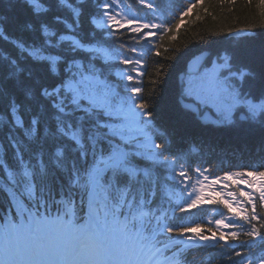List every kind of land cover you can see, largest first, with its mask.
I'll return each instance as SVG.
<instances>
[{"label": "snow or ice", "instance_id": "obj_1", "mask_svg": "<svg viewBox=\"0 0 264 264\" xmlns=\"http://www.w3.org/2000/svg\"><path fill=\"white\" fill-rule=\"evenodd\" d=\"M201 5L10 0L19 11L0 14V264H196L217 247L228 264H264V171L224 170L192 127L264 154V38L230 30L226 46L199 49L170 101L158 81L148 98L135 84L149 53L160 55L156 38L175 40ZM207 206L219 209L215 228L184 222Z\"/></svg>", "mask_w": 264, "mask_h": 264}, {"label": "trees", "instance_id": "obj_2", "mask_svg": "<svg viewBox=\"0 0 264 264\" xmlns=\"http://www.w3.org/2000/svg\"><path fill=\"white\" fill-rule=\"evenodd\" d=\"M9 3L10 0H0V14L13 16L19 11L9 9ZM198 3L199 0L173 1L177 9ZM137 8L138 5L134 4V12ZM236 29H250L260 34L259 38H264V7L261 6V0H234L228 3H221V0H202V5L185 18L179 30L173 31L171 35L176 37L175 40L168 39V33L156 38L160 55L156 56L154 50L147 57V72L140 78L141 94L148 98L157 89V84L153 81H158L163 99L170 101L179 89V75L185 70L187 58L199 49L226 46L232 39L229 36L230 30ZM3 47L6 45L0 42V48ZM157 73H160L159 77ZM192 127L209 142L217 145L213 158L224 166V170L238 166L264 168V154L243 144H227L225 137L228 133L199 130L195 124ZM195 255L196 264H228L227 258L221 259V252L215 249H205ZM210 256L215 258L209 259Z\"/></svg>", "mask_w": 264, "mask_h": 264}]
</instances>
